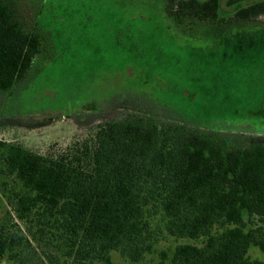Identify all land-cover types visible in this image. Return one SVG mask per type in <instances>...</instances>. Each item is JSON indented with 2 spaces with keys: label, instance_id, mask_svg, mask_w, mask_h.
Masks as SVG:
<instances>
[{
  "label": "trees",
  "instance_id": "trees-1",
  "mask_svg": "<svg viewBox=\"0 0 264 264\" xmlns=\"http://www.w3.org/2000/svg\"><path fill=\"white\" fill-rule=\"evenodd\" d=\"M162 1L189 27L264 16V0ZM25 26L0 0V92L43 54V36ZM71 112L102 122L56 155L0 141V177L14 180L8 198L25 226H0V260L111 264L115 252L138 263L154 250L156 221L170 237L202 240L161 252L158 264H264L248 256L251 248L264 254V142L235 145L224 137L233 131L155 116L118 118L95 102Z\"/></svg>",
  "mask_w": 264,
  "mask_h": 264
},
{
  "label": "rangeland",
  "instance_id": "rangeland-1",
  "mask_svg": "<svg viewBox=\"0 0 264 264\" xmlns=\"http://www.w3.org/2000/svg\"><path fill=\"white\" fill-rule=\"evenodd\" d=\"M10 3L25 29L41 34L44 43L43 54L21 80L0 92V141L56 155L102 122L69 117L70 107L92 102L118 118L155 116L233 131L224 137L235 145L264 141L237 133L257 127L264 134V16L256 23L195 20L189 27L177 24L162 0ZM46 116L52 121L42 119ZM6 183L0 177V226L23 229L8 198L14 180ZM156 224L151 254L135 263L114 252L111 264H158L161 252L170 256L177 245L202 244L201 239L170 237ZM32 245L42 256L41 248ZM248 256L264 261L256 248Z\"/></svg>",
  "mask_w": 264,
  "mask_h": 264
},
{
  "label": "flooded vegetation",
  "instance_id": "flooded-vegetation-1",
  "mask_svg": "<svg viewBox=\"0 0 264 264\" xmlns=\"http://www.w3.org/2000/svg\"><path fill=\"white\" fill-rule=\"evenodd\" d=\"M68 112H69V117L72 119V118H75V116H77V118L79 117L81 120H85V117L84 116H82V115H77V114H75V113H73V112H71V108L68 110ZM62 118H63V116H61ZM47 118H48V122H51L52 120V118L53 117H51V116H46V117H44V118H42V119H45V120H47ZM96 120H99V119H96ZM37 122L39 121V120H36ZM100 121V120H99ZM98 122V121H97ZM36 123V122H35ZM264 142V141H263Z\"/></svg>",
  "mask_w": 264,
  "mask_h": 264
},
{
  "label": "water",
  "instance_id": "water-1",
  "mask_svg": "<svg viewBox=\"0 0 264 264\" xmlns=\"http://www.w3.org/2000/svg\"><path fill=\"white\" fill-rule=\"evenodd\" d=\"M256 135L264 137V134L256 133Z\"/></svg>",
  "mask_w": 264,
  "mask_h": 264
}]
</instances>
